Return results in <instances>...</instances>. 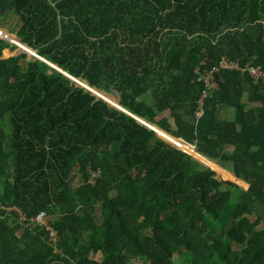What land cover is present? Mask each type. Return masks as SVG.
I'll use <instances>...</instances> for the list:
<instances>
[{"label": "trees", "instance_id": "trees-1", "mask_svg": "<svg viewBox=\"0 0 264 264\" xmlns=\"http://www.w3.org/2000/svg\"><path fill=\"white\" fill-rule=\"evenodd\" d=\"M0 23V199L27 218L0 213V264H264V80H198L264 70V0H0Z\"/></svg>", "mask_w": 264, "mask_h": 264}, {"label": "built area", "instance_id": "built-area-1", "mask_svg": "<svg viewBox=\"0 0 264 264\" xmlns=\"http://www.w3.org/2000/svg\"><path fill=\"white\" fill-rule=\"evenodd\" d=\"M219 69H225V70H236V71H240L242 73H247L254 82H258L260 80H264V70L261 69V67L259 66H251V65H247L245 66V68H241L238 62H233L230 61L226 58H223L220 63L219 66L217 68H214L211 71H208L204 74V76L200 77V79L198 80H202L204 85L207 87V89H211L212 87H214V84L212 83V74L213 72L218 71ZM205 95H203L204 97ZM201 103V102H200ZM201 107V105H200ZM201 115V110L200 112L197 113V116ZM96 175V174H93ZM18 210V208H16L15 206H8L6 204H4L2 202V200L0 199V213H3L4 211H11V210ZM19 213L21 214V218L22 220L27 219L22 211L18 210ZM50 218L51 216L44 210L39 211L36 215L28 218L29 221L33 224H37V225H43L45 226L46 230L49 231V236L52 239V242L56 241V231L51 227L50 225Z\"/></svg>", "mask_w": 264, "mask_h": 264}, {"label": "rangeland", "instance_id": "rangeland-1", "mask_svg": "<svg viewBox=\"0 0 264 264\" xmlns=\"http://www.w3.org/2000/svg\"><path fill=\"white\" fill-rule=\"evenodd\" d=\"M0 24H1V23H0ZM2 24H3V26H1V27H4V28L10 30L11 27H14V26L16 25V19H15V16H11V17L8 18L7 20H5L4 23H2ZM0 37H1V36H0ZM1 38H2V37H1ZM8 42H9V41H8ZM20 42H21V40H20ZM9 43H10V42H9ZM10 44H11V46H14L12 43H10ZM19 48L22 50V46H21L20 44H19ZM30 49H32V48H30ZM15 50H16V48H15V46H14V50H13V51H15ZM13 51L10 50L11 53H13ZM22 51H23V50H22ZM25 60L28 61L27 57L25 58ZM212 88H214V87H212ZM109 94H112V96H113L114 98H116V99L119 98L118 93H116L115 91H112V92H110ZM226 116H228V117L230 118L231 113H230V112H227V113H226ZM9 117H10V115H7L6 118H5V119H6V124L4 125V129H5L6 133L8 134V136H9V140H10V139H12V133H13V131H12V126H11V124L9 123ZM9 140H7V141H9ZM177 142H178V141H177ZM181 149H183V150H187V148H186V149L181 148ZM225 149H226V151H230V147H226ZM191 156H192L194 159L196 158V160H200L201 162H203V163L206 164L207 166L209 165L210 162H213V161H210L209 159L205 158L204 156L198 154L197 151H193V153H191ZM214 163H215V162H214ZM215 164H216V163H215ZM216 165L219 167L218 164H216ZM219 168H220V167H219ZM222 170H223V169H222ZM218 176H219V175H218ZM76 178H78V176H76ZM76 183H78V180H74V181L72 182V184H76ZM240 187H241V186H240ZM261 219H262V220H261L260 227H261V226H264V215H262ZM91 257L94 258V259H98V260H100V259H101V254H92ZM175 263L177 264V260H176V259H175Z\"/></svg>", "mask_w": 264, "mask_h": 264}, {"label": "water", "instance_id": "water-1", "mask_svg": "<svg viewBox=\"0 0 264 264\" xmlns=\"http://www.w3.org/2000/svg\"><path fill=\"white\" fill-rule=\"evenodd\" d=\"M0 39H3V38H0ZM28 60H30V59H28ZM40 61L46 63L49 67H51L52 69L56 70L57 72L61 73L62 75H64V76L67 77L68 79H70L72 82H74V81H73V77H71L69 74H65V72H64L63 70H57V69L53 68V66H51L52 63H50V62H48V61H46V60H40ZM74 83H75V82H74ZM78 85H79V84H78ZM79 86H81V87L87 89L86 87H84V86H82V85H79ZM89 91L91 92V90H89ZM91 94H92V93H91ZM92 95H93V94H92ZM96 97H97V96H96ZM97 98H98V97H97ZM98 99L103 100L102 98H98ZM103 101H105V100H103ZM118 101H119V98H118ZM105 102H106V101H105ZM106 103H107V102H106ZM108 104H109V103H108ZM109 105H111V104H109ZM111 106H113L114 108H116V109H118V110H120V111L126 113L127 115L131 116V117L134 118V119H135L140 125H142L143 127L147 128V129L152 130V131L155 132V133H156L161 139H163L164 141L168 142V140L164 139L163 136H161V134L164 135L163 131L160 130V129H158L156 126H154V125H148V126H146V125H144V124H141V123L139 122V120L137 119L138 117H136V116L130 114L128 111H126V110L123 109L122 107H120V106H114V105H111ZM153 126H154V127H153ZM159 132H161V134H159ZM178 140H179V139H178ZM180 141H181V140H180ZM181 142H184V141H181ZM184 143H185V142H184ZM168 144H170L172 147H176V148H178V147H177L176 145H174V144H171V143H169V142H168ZM195 159H196V158H195ZM197 161L201 162L200 160H197ZM201 163H202L203 165L207 166V165L204 164L203 162H201ZM207 167H208V166H207Z\"/></svg>", "mask_w": 264, "mask_h": 264}, {"label": "bare ground", "instance_id": "bare-ground-1", "mask_svg": "<svg viewBox=\"0 0 264 264\" xmlns=\"http://www.w3.org/2000/svg\"><path fill=\"white\" fill-rule=\"evenodd\" d=\"M3 38V37H2ZM4 39V38H3ZM5 40H7V39H5ZM8 41V40H7ZM14 46H17V45H14ZM19 50L22 52V53H24L20 48H19ZM27 59H29L28 57H27ZM92 93V92H91ZM93 94V93H92ZM94 95V94H93ZM95 96V95H94ZM98 98H101V97H98ZM103 99V98H102ZM103 100H105V99H103ZM107 103H109V104H111V105H114V106H120L119 105V101H118V99H117V104H113V103H111V102H109V101H107V100H105ZM138 120H139V122L141 123V124H144V125H146V126H148L147 124H146V122H144L143 121V119L142 118H137ZM169 142V141H168ZM169 143H171V144H174V143H172V142H169ZM174 145H176L177 147H179V148H184V149H186V147H183V146H180L179 145V143L177 142L176 144H174Z\"/></svg>", "mask_w": 264, "mask_h": 264}]
</instances>
